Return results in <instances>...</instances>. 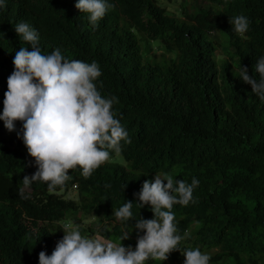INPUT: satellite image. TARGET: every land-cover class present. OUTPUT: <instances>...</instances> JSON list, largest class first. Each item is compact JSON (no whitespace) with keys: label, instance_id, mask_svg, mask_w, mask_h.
I'll list each match as a JSON object with an SVG mask.
<instances>
[{"label":"trees","instance_id":"1","mask_svg":"<svg viewBox=\"0 0 264 264\" xmlns=\"http://www.w3.org/2000/svg\"><path fill=\"white\" fill-rule=\"evenodd\" d=\"M203 1L208 7L184 5L172 15L157 0H107L113 7L93 26L75 7L78 0H4L0 105L15 53L30 48L15 32L24 22L37 31L43 54L59 49L69 60L99 65L97 90L118 99L112 111L131 142L121 141V153H111L89 178L71 170L64 186L49 191L35 182L21 198L23 177L37 167L22 133L8 140L0 125V264H39L41 251L51 256L64 235L47 224L66 217L76 225L98 218L99 234L117 243L132 228L122 245L135 250L143 232L134 230L136 220L125 227L113 212L131 201L133 219H153L135 194L165 174L199 185L194 202L172 208L184 237L179 251L146 264H184L190 234L216 252L209 264H264V101L234 71L242 65L259 79L254 66L264 57V0ZM238 15L250 22L243 36L229 23ZM214 32L234 50L224 59ZM73 189L76 199L67 197Z\"/></svg>","mask_w":264,"mask_h":264},{"label":"clouds","instance_id":"2","mask_svg":"<svg viewBox=\"0 0 264 264\" xmlns=\"http://www.w3.org/2000/svg\"><path fill=\"white\" fill-rule=\"evenodd\" d=\"M5 7L4 0H0V8ZM75 7L81 13H87L90 23L95 26L113 5L107 0H78ZM229 23L238 35L243 36L249 30L250 22L244 15L234 16ZM15 32L30 48L20 47L15 53L14 71L7 80L0 120L9 132L15 130V122L23 124V143L37 167L34 174L22 179L19 195L27 198L24 188L44 182L49 191H54L71 179V170L79 169L84 178H89L110 159L111 153H121V141H131L112 111L118 99L105 98L97 90L95 81L102 73L96 62L69 60L59 49L43 54L38 46L37 31L27 23H18ZM254 70L259 79L250 76L245 66L234 69L238 77L251 86L252 93L264 101V57L259 59ZM198 185L195 178L188 184L170 174L155 175L154 180H146L135 194L136 205L140 208L150 206L153 219H133L134 204L131 201L113 212L125 227L136 220L134 230L143 232L138 236L135 250L122 245V241L130 238L132 228L130 233L125 230L121 241L116 243L82 235L79 225L66 223L62 227L64 236L51 256L44 251L39 253V264L166 261L171 253L179 251L178 246L184 238L178 234L172 208L194 202L193 191ZM182 255L184 264H209L210 261V256L199 248L185 250Z\"/></svg>","mask_w":264,"mask_h":264},{"label":"rangeland","instance_id":"3","mask_svg":"<svg viewBox=\"0 0 264 264\" xmlns=\"http://www.w3.org/2000/svg\"><path fill=\"white\" fill-rule=\"evenodd\" d=\"M158 4L166 7L168 12L172 15H179L180 12L179 10L181 9L182 6H190V5H195L197 8H201L203 6L208 7L207 4L203 0H157ZM212 38L219 44L218 50H219V57L220 59H224L227 57L229 52H233L234 50L231 49L227 44L226 41L222 38V36L218 32H214L211 34ZM153 48L154 51L158 54H163L164 49L162 48V45H160L158 42H153ZM3 112V104L0 105V114ZM0 125L3 128V132L5 137L8 140H15V138L22 133V128L23 124L20 121L15 122V130L12 132H9L5 127H4V122L0 120ZM68 198L76 199V192L75 189L71 190L68 195ZM99 219L96 217H87L82 219V223L79 225L80 226V231L82 235L90 236V237H98L102 238L106 241H111L103 238L99 232H98V227H99ZM66 223H71L76 225L71 217H66L65 219L47 224L48 228L57 234H62L64 235V232L62 230V227ZM113 242V241H111ZM117 243V242H116ZM187 244L188 247L192 250H195L199 248L202 250V253L208 254L210 257L215 256V251H207L205 250L201 245L195 243V238L192 236V234L189 235L187 238ZM212 264H230L229 262H224V261H219L218 263H212Z\"/></svg>","mask_w":264,"mask_h":264}]
</instances>
